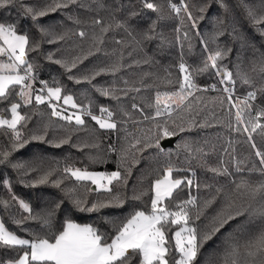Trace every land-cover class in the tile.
I'll return each instance as SVG.
<instances>
[{"label":"snow or ice","instance_id":"obj_1","mask_svg":"<svg viewBox=\"0 0 264 264\" xmlns=\"http://www.w3.org/2000/svg\"><path fill=\"white\" fill-rule=\"evenodd\" d=\"M136 4L140 5L139 10L131 0L127 4L123 0H111L110 3L91 0V4H85L81 0H45L42 5L26 4L25 0H0V11L8 13L15 9L17 13L15 18L11 15L0 16V104L5 105L0 108V132L10 137L13 150L23 148L29 143V139L52 143L56 147L69 143L71 139L67 137L58 142L46 141L47 125L45 135L25 138L23 129L31 119L23 111L25 107L35 109V106L44 105L50 109V117L64 121L67 125H74L73 131L86 129L89 120L100 130L117 132L121 130L119 125L127 123L123 119L115 120L114 111L104 105L97 106L91 99H88L87 104L77 102L74 95L56 77H52L51 81L39 79V65L35 59H30L31 53L44 55V59L61 65L68 73L69 80L86 82L100 95L119 100L117 89L105 88L92 82L102 74L115 75L124 67L122 63L96 67L80 77L72 75V70L91 55L100 52L107 55L103 46L110 32L122 29L130 40L116 39L115 43L121 46L134 44V51H144L146 42L160 38L161 44L164 43L162 34L157 31L160 21L175 19L177 23L173 31L176 34L175 42L179 46L180 73V78L175 82L171 79L166 81L168 85H177L175 90H157L154 101L146 104L154 114L145 113L144 107L135 102L131 104V108L139 111L144 121H151L153 127L142 137L135 138L128 149H121L114 171H90L87 167L72 164H66L62 170L50 167L41 171L39 167L27 168L23 163H12L9 151L0 152V165H11L21 177L19 183L26 187L51 184L61 189L75 212L100 213L104 209L123 208L129 200L143 205L140 208L134 207L123 217L102 216L99 222L93 223H79L70 215L58 219L57 211L61 209L63 200L37 211L30 201L13 191L11 179L5 174L0 179V185L7 190L9 199L0 198V208L25 235L11 230L3 216H0V264H201L204 245L226 226L238 220L239 223L223 239L222 250L215 264H264V148L258 147L254 139V134H258L264 141V0H236L234 6L227 0H203L192 5L189 0H179L178 3L166 0L170 13L167 17L164 14L165 5L156 3L155 0H136ZM213 4L218 5L223 14L212 17L213 31L206 39L199 26ZM74 5L97 12V16L91 19V34L85 30L73 33L89 41L88 52L73 57L71 61L56 59L53 53H41L42 42L62 41L67 33L55 36V40L45 41L44 37L53 36L54 33L50 27L40 23V18ZM92 5H95L94 9ZM234 9L242 11L244 18L254 29L253 34L259 35V47L234 22L230 25L226 23V16L234 17ZM102 10L106 12L105 16L99 15ZM147 11L154 13L156 18L145 16L150 21L146 28H137L130 23ZM122 12H126V15L118 17L117 14ZM22 17L30 18L31 27L39 32L40 40H34L29 35L28 27H21ZM68 19L76 24L81 23L71 15ZM226 33L233 42L239 41L242 49H251L254 56L259 53L258 61H251L252 71L257 73L260 81L258 85L247 72L240 70L239 63L235 65V74L224 63L233 49L227 45L221 46L217 41ZM194 37L199 38L203 47L198 62L189 64L185 60V42L188 53H191ZM210 43L215 47H210ZM145 55L147 58L144 63H149L151 57L147 53ZM119 60H123V52L120 53ZM168 75L171 76V73ZM201 75L214 76L218 80L201 87L197 83V77ZM237 79L242 92L237 88ZM123 83L127 85L128 81L124 80ZM218 85L223 87L218 88ZM119 91L127 95V91L139 93L141 88ZM206 91L221 93L210 101L224 114L223 121L217 119V123H223L232 132L246 134L245 142L253 150L248 158L237 159L235 144L238 141L231 138L221 145L216 165L209 164V157L217 153L216 145L206 151L198 142L193 145L188 139H184L177 145L175 153L177 157L180 150L185 153L180 163L174 162L172 150L163 147L162 141L166 139L194 128L211 126L207 119L198 122L192 115L194 107L204 103L203 97L196 94ZM204 107L207 108L206 103ZM95 108H98V114ZM120 111L124 117L131 118V112L124 108ZM209 114L216 119L214 110ZM123 131L127 133L126 128ZM124 139H127V135ZM204 143L207 144L208 141ZM132 149L135 151H131ZM149 149L155 150L156 156L153 159L162 157L163 160L158 167L152 169L155 175L151 177L148 186L141 190L133 186L129 197L126 190L132 169L140 163L142 154ZM116 151L114 145H109L108 152ZM137 154H140L139 158ZM225 156L230 159L226 160ZM252 156L258 159V163L251 160V167H242ZM89 161L93 164L102 163L104 159L101 156H89ZM233 162L236 173L247 170L250 174L258 173L261 179L252 181L241 177L238 182L230 180V187L226 188L219 183H202L197 177V168L212 173L213 179L217 176L230 177L232 172L229 164ZM58 171L59 177L52 179ZM31 173L39 174L31 180L23 179ZM65 181L75 183L67 186ZM140 183L143 184V179ZM202 190L208 192L207 197L199 195ZM92 192L98 195L90 200L88 194ZM100 193L105 195L100 196ZM217 203H221V206L208 217L207 210ZM13 206L18 209L17 214L9 212ZM205 219L207 223H204ZM30 222H34L36 227H31ZM101 225H109L111 230ZM204 264L212 262L206 260Z\"/></svg>","mask_w":264,"mask_h":264},{"label":"trees","instance_id":"obj_2","mask_svg":"<svg viewBox=\"0 0 264 264\" xmlns=\"http://www.w3.org/2000/svg\"><path fill=\"white\" fill-rule=\"evenodd\" d=\"M178 1V0H173ZM45 0H25L26 4H37L42 5ZM85 4H91V0H81ZM106 3H110L111 0H105ZM125 4L129 3V0H123ZM156 3L164 4V14L167 17L170 13L167 9L166 0H155ZM190 5L198 4L203 2V0H189ZM227 2L234 6L236 0H227ZM254 2V0H252ZM131 3L135 4L136 9L139 10L140 5L136 4V0H131ZM95 8V5H92ZM223 11L218 5L213 4L209 11L205 14V19L200 24V31L208 38V34L213 31L212 28V17L217 15H222ZM11 15L13 18L17 15L15 9H11L8 13L0 11V16ZM77 17L81 23L76 24L72 20L68 19V16ZM99 15L105 16L106 12L100 11ZM118 17L123 18L126 12L118 13ZM97 16V12L89 10L88 8H80L79 6H70L68 9L59 10L55 13H50L48 16L40 18V23L46 27H50L54 33L53 36L44 37V40H55V36L65 35L64 40L48 43L42 42L41 53L48 54L53 53L56 59H64L71 61L73 57L78 55H84L89 50V41L80 38L78 35H74V32L80 30L88 31L89 34L93 31V26L91 24V19ZM150 17L155 19V14L151 11H147L141 17L132 20L130 23L137 28H146L150 22L145 18ZM235 17V19H234ZM234 17L232 15L226 16V23L236 24V27L241 30L245 35L252 37L253 42L260 46V37L258 34H253L254 29L248 24L247 20L244 18L242 11L239 9H234ZM175 19H165L160 21L157 31L162 34L164 43L161 44L160 38L153 40L151 42H146L144 45V51L136 48L134 44L130 46H121L115 43L116 39H126L130 40L127 34L121 29L115 32H110L106 36V42L104 44V49L108 53L105 55L104 52L96 53L95 55L89 56L83 63L78 64V67L72 70V75L80 77L84 74H88L93 68L102 67L106 65H111L113 63H122L124 67L117 72L115 75L112 74H102L97 76L93 80L92 84L102 86L105 88H115L117 89V95L120 97L119 100L112 99L110 97H104L100 95L99 92L95 91L92 85L82 82L76 83L74 80L68 79V73L65 69L58 64L50 62L44 59V55L38 53H31L30 59H35L39 65V79H44L51 81L52 77H56L57 80L63 84L64 88L71 94L74 95L77 102L88 103V99L95 101V104L104 105L114 111L116 115L114 119L117 121L126 120L127 123L119 125L121 130L117 131H106L98 129V126L94 122L88 121V127L86 129H80L78 131H73L74 125H67L64 121L58 120L57 118L50 117V109L44 105L32 107H25L24 112H27L31 119L28 121L27 127L23 129L25 138H30L32 135H45V126L47 125L45 140L58 142L61 139L71 137L70 142L67 144H62L59 147L54 146L52 143H46L40 140H31L23 148L18 150H13L11 145L12 141L10 137L5 136L3 132H0V152L9 151L11 153L9 159L12 163H23L27 168L39 167L41 171L47 170L48 168H57L62 170L66 164H72L76 167H87L90 171H104L111 172L117 168V159L120 154L121 149H128L129 144L134 141L137 137H142L149 128L153 127L151 121H144L143 116L139 111L133 110L131 104L133 102L144 107V112L149 114H154L153 110L146 107L147 103L154 101L155 92L159 91H171L175 90L178 86L175 84L168 85L167 80L171 79L176 81L180 78V73L178 70L179 63V46L175 42V32L173 31L176 26ZM241 25L243 26L241 28ZM21 27H28L30 29L29 35L34 40H40L39 32L31 27L30 18H21ZM71 30V31H69ZM98 30V29H97ZM231 31V28H228ZM135 34V33H134ZM171 42V43H168ZM218 44L221 46L227 45L233 49L228 59L224 61L228 67L235 72L237 71L235 65L239 63L240 70L242 72H247L257 83H260L257 73L252 71L253 59L258 61L259 53L253 55L251 49H242L239 41L233 42L231 37L226 33L224 36L218 38ZM193 50L191 53L187 51V42H185V60L189 64H195L198 62L200 57L201 49L203 45L200 43L199 38H193ZM210 47H215L211 44ZM116 50L115 52L113 50ZM264 50V49H262ZM123 52V60H119L120 53ZM131 53V55H129ZM151 57L149 63H144V60ZM240 57L238 60L237 57ZM139 61V63H136ZM171 73V76L168 75ZM124 80L128 81V84L123 83ZM217 77L209 75H201L197 77V83L201 87H205L212 83H216ZM144 85H150L151 87H144ZM39 85H37L38 87ZM222 87L221 85H218ZM141 88L139 93L134 91H127V95L120 89L128 90L130 88ZM237 88L240 89V81L237 79ZM242 92L243 89H240ZM203 97L204 103L207 104V108L204 107V103L195 106L192 113L198 122H203L207 119L211 126L204 128H194L191 131H186L175 136V140L172 145L165 147L166 150H172L174 153V162L180 163L184 159L185 153L180 150V155L177 157L175 155L177 151V145L181 144V141L188 139L189 143L196 145L197 142L200 146H203L206 151H210L212 145H216L217 153L209 157V164L216 165L218 163L217 156L219 155V149L221 145L225 144V140L231 138L238 143L235 144L236 147V157L237 159H245L249 157V153L253 150L250 148L249 144L246 143V134H238L226 129L223 123H217V119L223 121L224 114L218 106L210 103L212 97L221 95L218 91H206L202 93H197ZM133 97L135 100L133 101ZM5 107V105L0 104V108ZM132 113L131 118L124 117L120 109ZM202 109V110H200ZM98 113V108L94 109ZM215 111L216 119L209 114L210 111ZM35 111V114H34ZM197 111L199 114H197ZM234 111V110H233ZM187 116V114H184ZM63 125V127H61ZM187 127V125H186ZM127 129V133L123 129ZM96 129V131H93ZM131 135H128V134ZM127 135V139L124 137ZM254 139L258 147L264 148V141L258 134H254ZM208 141L207 144L204 142ZM73 145H80L81 147H73ZM87 145V146H85ZM93 145H98L94 147ZM109 145H114L117 149L116 152H108ZM131 151H135L132 149ZM138 158L140 154H137ZM89 156H101L104 159L102 163H91L89 161ZM143 158L140 159V163L137 164L132 169L131 177L128 181L127 194L130 197L132 195L133 186L137 190L146 188L150 183V179L155 174L152 169L158 167L159 163L162 162L163 158L159 157L153 159L156 156L154 149H149L142 154ZM131 156L129 155V160ZM225 159H230L225 156ZM251 160L258 159L254 156L246 160V165L242 167H251ZM195 164V162H193ZM232 175L230 177L217 176L213 179V174L205 171L204 169L197 168V177L203 183H219L227 187H230L229 181L236 180L237 182L241 177L248 178L252 181H258L261 179L258 173H249L247 170L241 173L235 172L234 162L229 164ZM7 175L11 179L13 184V191L20 197L27 201H30L32 206L37 210L44 209L46 207L52 206L55 202L63 200L64 203L59 211H57V218L62 219L65 215L72 216L79 223H93L99 222L100 217L106 216L110 218L123 217L133 210V208L143 207L139 202L129 200L123 208H109L104 209L100 213H80L72 210L71 202L68 201L61 189L52 186L51 184L39 185L37 187H26L18 181L21 179L20 175L16 170H13L11 165H0V179H3L4 175ZM39 173H31L29 176L23 177L24 180H31L35 178ZM60 175L58 171L52 179H57ZM143 179V184L140 183ZM75 181H65V185L71 186ZM121 190V189H116ZM97 193L92 192L88 194V198H97ZM100 196L105 194L100 193ZM199 195L207 197L208 192L202 190ZM0 198L9 199L7 190L0 185ZM222 202V201H221ZM221 206V203L213 205L207 210V216L210 217L214 214L216 210ZM10 213L17 214L18 209L13 206L9 209ZM0 216L6 221L7 226L13 230L17 231L19 235H25L20 232L14 224H12L8 218V215L3 212L0 208ZM200 223V222H197ZM207 223V219L204 220ZM238 221L232 222L230 226H226L225 229L221 230V233L217 234L211 241L204 245L202 249V255L200 257L201 264L204 261H211L212 264L218 259V256L222 250V241L228 235L233 228H235ZM30 226L35 228L36 224L30 222ZM107 230H111L109 225H101ZM11 254V253H9Z\"/></svg>","mask_w":264,"mask_h":264},{"label":"water","instance_id":"obj_3","mask_svg":"<svg viewBox=\"0 0 264 264\" xmlns=\"http://www.w3.org/2000/svg\"><path fill=\"white\" fill-rule=\"evenodd\" d=\"M174 140H175V137H172V138H170V139H166V140L162 141V145H163V147L165 148V147H167V146L172 145L173 142H174ZM92 187H94V186H92Z\"/></svg>","mask_w":264,"mask_h":264},{"label":"rangeland","instance_id":"obj_4","mask_svg":"<svg viewBox=\"0 0 264 264\" xmlns=\"http://www.w3.org/2000/svg\"><path fill=\"white\" fill-rule=\"evenodd\" d=\"M173 2H176V3H178L179 2V0L178 1H173ZM222 86V85H221ZM223 87V86H222ZM70 111H71V109H70ZM9 118H10V114H9Z\"/></svg>","mask_w":264,"mask_h":264},{"label":"built area","instance_id":"obj_5","mask_svg":"<svg viewBox=\"0 0 264 264\" xmlns=\"http://www.w3.org/2000/svg\"><path fill=\"white\" fill-rule=\"evenodd\" d=\"M218 88H219V86H218ZM98 114V113H97Z\"/></svg>","mask_w":264,"mask_h":264}]
</instances>
